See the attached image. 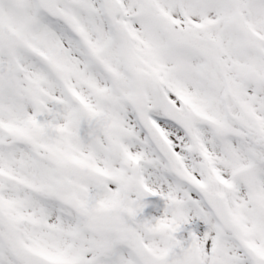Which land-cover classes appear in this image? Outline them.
<instances>
[{"label":"snow or ice","instance_id":"1","mask_svg":"<svg viewBox=\"0 0 264 264\" xmlns=\"http://www.w3.org/2000/svg\"><path fill=\"white\" fill-rule=\"evenodd\" d=\"M0 264H264V0H0Z\"/></svg>","mask_w":264,"mask_h":264}]
</instances>
